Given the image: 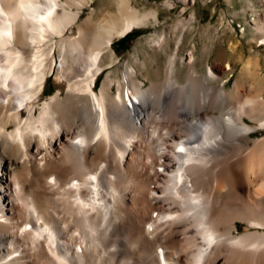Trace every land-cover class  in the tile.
<instances>
[{"label":"bare ground","instance_id":"bare-ground-1","mask_svg":"<svg viewBox=\"0 0 264 264\" xmlns=\"http://www.w3.org/2000/svg\"><path fill=\"white\" fill-rule=\"evenodd\" d=\"M114 1L80 20L90 0H0V264H264L259 55L229 89L230 61L180 81L176 52L98 86L114 40L158 20ZM50 75L68 88L44 98Z\"/></svg>","mask_w":264,"mask_h":264},{"label":"rangeland","instance_id":"rangeland-1","mask_svg":"<svg viewBox=\"0 0 264 264\" xmlns=\"http://www.w3.org/2000/svg\"><path fill=\"white\" fill-rule=\"evenodd\" d=\"M131 3L140 10L158 8V20L154 22L152 18H148L144 23L134 26L125 37L114 40L113 46L119 60L112 66H105L99 74L98 86L108 74L113 79L122 76L126 66L135 67V76L147 84L155 76L154 71L158 67L163 70L171 54L175 52L184 60L179 67L177 58L176 74L180 81L184 80V74L191 65L197 73L205 74L209 70V64L212 65L221 57L230 61L232 66L218 73L222 77H228L225 88L233 86L245 61L251 56L259 55L260 67H257L256 72L264 74V43H261L264 34L257 29L258 22L264 23V0H188L186 3L184 0H131ZM93 6L96 11L94 16H99L104 9L116 8L114 0H90V4L83 7L80 20L87 17ZM78 31L77 25L72 24L67 34L76 35ZM162 35L166 37V41L160 45ZM233 44H237L234 50L231 48ZM190 52H193V63L186 60ZM108 61L109 58L106 57L105 62ZM143 61H146L145 65ZM46 82V90L42 95L44 98L68 88L67 83L60 81L55 75H50ZM113 86L116 91L115 84ZM263 134L264 127L254 128L250 132L254 137ZM249 142L252 140L249 139ZM237 223L239 229L244 224L239 220Z\"/></svg>","mask_w":264,"mask_h":264},{"label":"trees","instance_id":"trees-1","mask_svg":"<svg viewBox=\"0 0 264 264\" xmlns=\"http://www.w3.org/2000/svg\"><path fill=\"white\" fill-rule=\"evenodd\" d=\"M128 33H126L125 35H123L122 37H125L126 35H127ZM113 44H114V42H113ZM114 47V46H113Z\"/></svg>","mask_w":264,"mask_h":264},{"label":"snow or ice","instance_id":"snow-or-ice-1","mask_svg":"<svg viewBox=\"0 0 264 264\" xmlns=\"http://www.w3.org/2000/svg\"><path fill=\"white\" fill-rule=\"evenodd\" d=\"M180 151H183V149H181Z\"/></svg>","mask_w":264,"mask_h":264}]
</instances>
